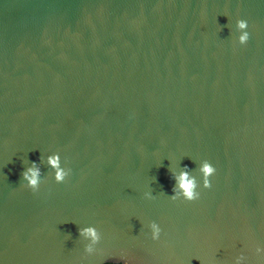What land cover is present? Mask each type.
<instances>
[{
  "label": "water",
  "instance_id": "95a60500",
  "mask_svg": "<svg viewBox=\"0 0 264 264\" xmlns=\"http://www.w3.org/2000/svg\"><path fill=\"white\" fill-rule=\"evenodd\" d=\"M185 165L200 198L173 201ZM256 247L264 0H0V264H264Z\"/></svg>",
  "mask_w": 264,
  "mask_h": 264
},
{
  "label": "clouds",
  "instance_id": "9594fccd",
  "mask_svg": "<svg viewBox=\"0 0 264 264\" xmlns=\"http://www.w3.org/2000/svg\"><path fill=\"white\" fill-rule=\"evenodd\" d=\"M237 30L240 32L238 36V42L244 45L249 40V33L247 31L248 23L246 20L239 19L236 21ZM47 165L54 172V181L56 183H64L66 178L69 177L71 169H66L61 165V158L58 153L51 154L47 157ZM198 172L202 178V187L204 189L211 188L210 178L215 175V167L207 160L202 161L198 166ZM42 171L40 163L31 162V166L27 167L21 173V180L26 182V187L33 192L39 190L41 184ZM171 178L174 180V186L172 188V195L169 198L173 201L182 199L187 202H193L200 198V192L197 190L200 185L197 182L195 176L191 175V169L187 165L181 167V170L177 173H172ZM146 196L151 198V193H146ZM151 230V238L156 241L160 238L161 227L155 222L148 224ZM79 236L83 237L88 243L84 247L86 254L91 255L95 252V246L101 240V234L93 226L78 228ZM255 252L264 254V248L256 247ZM199 260V259H198ZM245 257L243 255L237 256L234 264H244Z\"/></svg>",
  "mask_w": 264,
  "mask_h": 264
}]
</instances>
